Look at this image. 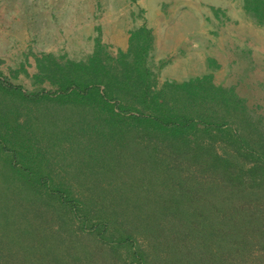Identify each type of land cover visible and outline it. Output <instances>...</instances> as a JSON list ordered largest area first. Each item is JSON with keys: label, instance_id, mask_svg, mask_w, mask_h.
Wrapping results in <instances>:
<instances>
[{"label": "trees", "instance_id": "16d2710c", "mask_svg": "<svg viewBox=\"0 0 264 264\" xmlns=\"http://www.w3.org/2000/svg\"><path fill=\"white\" fill-rule=\"evenodd\" d=\"M244 8L264 24V0H245ZM96 55L87 63L57 65L63 76L53 81L54 96L98 107L107 125L100 133L116 138L117 154L83 164L112 165L105 160L128 158L125 149L132 163L124 171L73 173L92 185L86 193L76 191L33 160L27 135L0 109L6 167L0 180V264H264V258H248L257 250L264 254L262 137L253 142L229 125L225 116L235 118L232 112L213 117L194 111L188 95L177 104L161 94L166 88L153 90L143 54L132 62L123 58V75ZM203 80L214 85L208 76L180 85L188 91ZM1 88L24 99L49 94L27 93L11 83ZM49 219L56 220L54 227ZM81 232L100 247L84 243Z\"/></svg>", "mask_w": 264, "mask_h": 264}, {"label": "rangeland", "instance_id": "374dc122", "mask_svg": "<svg viewBox=\"0 0 264 264\" xmlns=\"http://www.w3.org/2000/svg\"><path fill=\"white\" fill-rule=\"evenodd\" d=\"M173 1L180 2L175 11ZM188 2L191 1L0 0V109L27 135L28 149L37 155L33 160L40 159L44 170L84 193L91 183L74 179L73 173L82 176L87 171L118 172L130 167L133 158L127 149L123 154L128 158L105 160L112 165L101 168L83 164V159H95L98 164L102 157L117 154L113 149L116 138L100 133L103 119L98 107L54 96L58 84L53 81L63 76L56 70L57 65L87 63L96 54L99 62L119 75L124 74L123 58L132 62L143 54L152 73L153 90L166 88L161 94L177 104L188 95L194 111L209 112L213 117L232 112L235 118L225 116L229 125L239 127L241 134L253 142L260 136L264 140V24L257 23L245 10V0L215 1L219 4L216 8L208 4L210 0H202L200 16L196 15L199 7L188 12ZM173 24V29L163 31ZM200 24L206 25L195 38L201 43L200 56L191 51L190 58L182 56L180 65H174L178 58L173 57L176 45H184L173 39V34L182 33L174 29L181 25L196 29ZM143 27L150 29L149 36ZM184 34L191 36L194 32ZM178 69L183 70L182 74ZM138 73L133 70L134 76L138 77ZM188 75L191 76L185 77ZM203 76H208L214 85L203 80L191 83L188 91L181 86L184 81ZM167 80L174 83L163 85ZM5 83L20 85L27 93L47 90L51 95L24 99L2 89ZM220 86L225 94L216 89ZM5 171L0 157V180ZM41 208L47 211L45 205ZM55 221L49 219V225L54 227ZM78 234L88 246L100 247L94 236ZM248 258L260 263L264 254L257 250Z\"/></svg>", "mask_w": 264, "mask_h": 264}, {"label": "crops", "instance_id": "0c3cea01", "mask_svg": "<svg viewBox=\"0 0 264 264\" xmlns=\"http://www.w3.org/2000/svg\"><path fill=\"white\" fill-rule=\"evenodd\" d=\"M190 1L191 2H188V4H189L188 7H190L188 12L193 10V9L196 11L198 9V7H199V9L197 10L196 15L200 16L198 14V11L202 10V7L199 6L201 4L202 0H196V1L190 0ZM206 1H208V0H206ZM210 1L211 2H209L208 4L212 5V6H214L216 8V7L219 6V4H217V3L221 2L222 0H210ZM215 1H217V3H215ZM171 5L173 7L172 11H175V10H177L179 8L180 2L179 1H173V3H171ZM200 14H202V11L200 12ZM172 26H174V24L171 25V27H165V29L163 31H166L167 28L173 29ZM205 28H206V25L200 24L198 27H196V29H187V28L183 27L182 25L177 27L176 30L174 29V31H179V32H182V33H179V35L173 34V39L175 41H177V43H183L184 44V45H176L177 53L173 57H178V58L175 59V61H173L174 65H177V66L180 65V62H178V60L182 56L186 55V56H188L190 58L192 56V54H191L192 52L191 51H195L196 55H198V53H199V51H198V49H199L198 46L199 45L198 44H201V43H199V41L195 42L196 41L195 38L198 36V34L202 33ZM168 31H170V30H168ZM191 31L194 32V34L191 35V36L184 34L186 32L188 34H190ZM191 40H193V43L191 42ZM199 56H200V53H199ZM182 71L183 70L178 69V72L180 74H182ZM186 73L189 74V66H188V70H186ZM191 75H188V76H185V77H189Z\"/></svg>", "mask_w": 264, "mask_h": 264}]
</instances>
